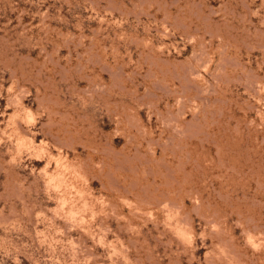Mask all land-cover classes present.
<instances>
[{"label":"rangeland","instance_id":"1","mask_svg":"<svg viewBox=\"0 0 264 264\" xmlns=\"http://www.w3.org/2000/svg\"><path fill=\"white\" fill-rule=\"evenodd\" d=\"M0 264H264V0H0Z\"/></svg>","mask_w":264,"mask_h":264},{"label":"bare ground","instance_id":"2","mask_svg":"<svg viewBox=\"0 0 264 264\" xmlns=\"http://www.w3.org/2000/svg\"><path fill=\"white\" fill-rule=\"evenodd\" d=\"M66 169V168H65ZM72 169H73V167H72ZM69 170V169H68ZM78 170V169H77ZM65 171V170H64ZM81 177V176H80ZM73 178V177H72ZM56 180V179H55ZM67 180V179H66ZM56 181H58V180H56ZM65 182V181H64ZM60 197V196H59ZM156 203V202H155ZM158 203V202H157ZM166 204V203H165ZM167 205V204H166ZM198 205V204H197ZM168 206V205H167ZM157 207V206H156ZM170 209V208H169ZM196 212V211H195ZM196 214V213H195ZM184 222V221H183ZM189 237V236H188Z\"/></svg>","mask_w":264,"mask_h":264}]
</instances>
